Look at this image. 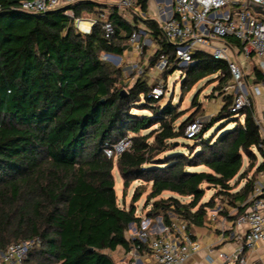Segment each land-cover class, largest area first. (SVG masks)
Returning a JSON list of instances; mask_svg holds the SVG:
<instances>
[{
  "label": "trees",
  "instance_id": "trees-1",
  "mask_svg": "<svg viewBox=\"0 0 264 264\" xmlns=\"http://www.w3.org/2000/svg\"><path fill=\"white\" fill-rule=\"evenodd\" d=\"M18 1L0 0V250L38 238L21 264H116L106 250H128L134 242L126 237L128 225L142 217L135 213L137 188L128 207L118 204L114 157L124 189L135 180L150 183L145 206L153 201L146 216L160 215L166 224L175 216L203 225L215 197L236 208L228 217L234 220L250 206L255 179L247 175L256 155L264 158L253 99L251 107L231 111L234 94L221 91L217 114L202 124L193 144H180L198 110L176 125L180 113L171 100L161 104L162 96H148L152 86L141 77L125 88L121 69L99 57L102 52L122 55L127 41L120 31L138 28L115 5L78 0L30 14L17 8ZM103 8L114 25L109 36L99 17ZM83 13L96 18L89 33L73 24ZM139 19L156 44L148 66L164 57V77L181 68L160 24ZM191 56L192 64L182 67V93L210 74L218 73L217 88L229 82L225 61L200 50ZM261 79L257 72L253 83ZM196 97L191 105L198 104ZM218 121L223 123L207 135ZM126 136L130 147L107 157L104 148ZM243 158L248 165L242 169ZM197 166L205 169H189ZM263 168L264 160L255 172ZM203 183L216 189L207 201H201ZM164 191L190 199L157 198Z\"/></svg>",
  "mask_w": 264,
  "mask_h": 264
},
{
  "label": "built area",
  "instance_id": "built-area-1",
  "mask_svg": "<svg viewBox=\"0 0 264 264\" xmlns=\"http://www.w3.org/2000/svg\"><path fill=\"white\" fill-rule=\"evenodd\" d=\"M74 0H19L17 8L30 14L44 13ZM117 8L130 9L134 16L144 18L143 3L151 0H112ZM162 5V6H161ZM171 9L170 16L160 24L165 39L175 46V59L178 66L192 64L195 50L208 52L213 58L225 61L229 72V82L222 88L225 93L234 94L231 111L252 106V98L264 92V0H162L156 8ZM256 7V8H255ZM66 11L65 13H67ZM72 15V13H67ZM104 22L102 28L105 36L114 32V25L100 13ZM75 25L84 22L79 17ZM95 20L90 21L84 33H89ZM144 30H133L127 37L131 43L139 40ZM103 59H112L109 53H102ZM161 68L167 66V60L160 59ZM257 72L261 80L249 84L248 77L255 78ZM164 94L163 86L154 85L148 96L159 98ZM206 118V117H204ZM253 119L258 126L264 146V108L253 111ZM204 119H195L186 124L184 137L192 139L201 129ZM131 145L129 136L122 138L110 147L104 148L107 157L120 154ZM261 188L254 187L252 203L238 216L233 225L246 224L244 231H232L225 219L220 221L216 245L207 249L205 259L217 264H260L250 263L247 251L256 243L264 240V202L256 198ZM209 219H218V212L209 209ZM194 224L183 218L171 216L168 224L162 216H144L139 223H130L127 232L132 242L131 255L126 264H144L140 254H146L152 264H186V261L201 250L200 241L193 233ZM136 240V241H135ZM39 243L38 238L24 239L9 244L0 250V264H21L27 252ZM231 243L229 250L219 245ZM215 252V255L212 254Z\"/></svg>",
  "mask_w": 264,
  "mask_h": 264
},
{
  "label": "rangeland",
  "instance_id": "rangeland-1",
  "mask_svg": "<svg viewBox=\"0 0 264 264\" xmlns=\"http://www.w3.org/2000/svg\"><path fill=\"white\" fill-rule=\"evenodd\" d=\"M109 1V0H107ZM113 4V3H112ZM150 1L147 2V8H146V15L152 16L153 14V8L150 6ZM152 10V11H151ZM68 13V12H67ZM80 18H84L85 20L93 19L94 17L91 14H82ZM75 28L84 33V29L86 28L85 24L82 23V25H75ZM142 29L144 30L145 34L140 33L141 36L138 41L134 42L132 44L129 39H125L127 41V49L123 52L122 55H118L119 58L117 62L114 61V59H117L116 56H112V59H103V54L106 52L100 53L99 57L103 61L109 63L113 67H118L121 69L122 72V83H125V88L130 86L137 77H141L146 80L148 85L154 86L156 84H160L163 86L164 94L162 95V99L159 103L164 104L167 101H172L176 105V111L180 113L179 117L176 119L175 124H180L181 121H183L186 117L196 112L195 118L204 119L201 123V126L203 123L209 121L211 117L217 114L218 110L220 109L221 105L223 104L222 100V94L221 91H223V88H217V79H215V74H210L202 79H199L188 92L182 93L181 90V80L183 77L184 72H186L185 68H177L173 73L169 74L166 77L163 76V70L160 66V60L156 62V64L153 67L148 66V59L150 56H152L156 50V44L152 40V36L150 33L146 32L145 26L141 25ZM182 66V64H181ZM167 68V67H165ZM251 84V80L249 82ZM124 90V89H123ZM224 92V91H223ZM225 93V92H224ZM193 96H197V102L198 104L191 105V100ZM143 101V100H142ZM141 112V111H139ZM142 113L149 114V110H143ZM206 117V118H204ZM223 121V120H222ZM218 121L207 133L210 134L213 131H215L217 128L220 127V123H225V120ZM230 123L228 124L227 128L230 127ZM178 141L180 144H193L194 140L187 139V138H179ZM178 142V143H179ZM177 150L182 151L186 153V147L185 146H179ZM167 153V152H166ZM164 154H159V157H163ZM245 161V159H244ZM113 179H114V189L117 196V201L119 205H123L125 207H128L131 202V195L135 188H137L138 191H140L141 195L138 198V200L135 202L136 211L135 213L137 215H140L141 217H144L147 215L148 210L150 209V204L153 200H150L149 204L146 205V196L148 192L150 191V183H145L142 181H132L127 188H123V181L119 174L118 168L116 166V158H113ZM189 169H192L194 171L204 170V166H197V167H191ZM203 187H205L204 196L202 197L201 201L208 200L212 195H214V188H208L205 183L202 184ZM168 196H178L172 192L165 191L161 193V195L157 196L166 198ZM178 198L183 201L187 202L189 201V197H180ZM223 203H226L224 199L220 197H215L214 205L213 207H208L207 212L209 209H215L218 212V215L222 214L223 212H227L223 206ZM232 211V210H231ZM208 214H206L207 216ZM157 216V215H156ZM155 216V217H156ZM160 216V215H159ZM207 219V217H206ZM207 222H211V220L207 219ZM199 234L202 233V230L198 231ZM126 237L130 238L127 230H126ZM108 252L114 262L116 264H126L128 256L126 255L127 251L124 250L122 247H118L115 251H109Z\"/></svg>",
  "mask_w": 264,
  "mask_h": 264
},
{
  "label": "crops",
  "instance_id": "crops-1",
  "mask_svg": "<svg viewBox=\"0 0 264 264\" xmlns=\"http://www.w3.org/2000/svg\"><path fill=\"white\" fill-rule=\"evenodd\" d=\"M74 1H78V0H74ZM96 1L98 3L101 4H105L107 6H109L110 4L112 5L113 1L112 0H93ZM162 1V0H151L150 3L153 8V11L151 14H153L152 16H148L145 13V17L144 18H151L155 21H157L156 19H158L159 21L165 20L167 19L170 14H171V9H164L163 7H160L159 9L156 8V3ZM147 4V3H146ZM162 6V5H161ZM69 13H71L70 11H68ZM117 12L118 14H120L129 24L134 25L136 24L138 26L137 29H142V27H140L141 25H144L143 22L139 19V17L134 16L133 14H131V10L130 9H122V8H117ZM100 13H105L107 15V8H103L102 11ZM84 14V13H83ZM88 14V13H86ZM100 17V14H99ZM137 17V18H135ZM80 18V17H79ZM82 19L84 22L89 23L90 21H96V18H93L91 20L87 19L85 20L84 18H80ZM137 21V22H136ZM95 23V22H94ZM88 24H86L87 26ZM133 30H136L135 28L131 30V32ZM143 30V29H142ZM120 36L128 39V35L127 33H125L124 31H120L119 33ZM134 44V43H132ZM125 51V50H124ZM251 80V84L253 83V79L252 77H248L247 82L249 83ZM253 108L254 110L260 112L263 108H264V92H262L261 94L254 96L253 98ZM245 159V161H244ZM264 160V158L260 155L257 154L256 155V159L253 163V166L250 168L249 172H248V177L254 175V187H260L261 191H260V198L263 200L264 202V168L262 170H259L257 172H255V169L257 168V166L262 163ZM248 165V160L246 158H243V166L242 169L245 168ZM245 182V178L242 179L240 181V183L236 186L235 190L239 189L240 187L243 186ZM216 189H214V193H215ZM165 192V191H164ZM163 193V192H162ZM213 193V194H214ZM251 194H249V196L247 197V200L251 197ZM163 198V197H162ZM207 201V200H205ZM249 201V200H248ZM241 205V204H240ZM223 206L225 208V210L227 211V214L222 213L220 215H218V219L212 220L209 219V217H207L208 220H211V222H207V219L205 220L204 224L201 226H196L194 225L193 228V233L196 235V238L200 241L201 244V250L192 255L187 261L186 264H217V259H215L213 262H208L205 259V255L207 253V249L209 246L211 245H216L217 244V240H218V233H219V227H220V221L225 219V223L227 225L228 228H231L232 231H244L247 229L246 224H241V225H233L234 219L228 218L229 216H233L236 213V208L232 207L226 203H223ZM249 207V206H248ZM247 207V208H248ZM232 210V211H231ZM199 230H202V233L199 234ZM232 244H226V245H219L220 248H223L225 250H229L232 248ZM127 253L126 255L129 256L131 255V246L128 250H126ZM213 255H215V252H212ZM141 259L143 260L144 264H152L149 257L146 254H140ZM247 257H248V261L250 263H260V264H264V240L263 241H259L258 243H256L254 245V247L250 250L247 251Z\"/></svg>",
  "mask_w": 264,
  "mask_h": 264
},
{
  "label": "water",
  "instance_id": "water-1",
  "mask_svg": "<svg viewBox=\"0 0 264 264\" xmlns=\"http://www.w3.org/2000/svg\"><path fill=\"white\" fill-rule=\"evenodd\" d=\"M255 8H256V7H255ZM109 54L112 55V56H116V55H114V54H112V53H109ZM116 57H117V59H114L115 62H117L119 56L117 55ZM121 94H125V90H121Z\"/></svg>",
  "mask_w": 264,
  "mask_h": 264
}]
</instances>
